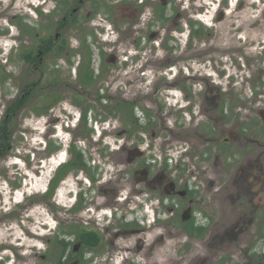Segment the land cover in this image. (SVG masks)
Returning <instances> with one entry per match:
<instances>
[{
  "label": "flooded vegetation",
  "instance_id": "af4514ba",
  "mask_svg": "<svg viewBox=\"0 0 264 264\" xmlns=\"http://www.w3.org/2000/svg\"><path fill=\"white\" fill-rule=\"evenodd\" d=\"M25 3L0 0V159L10 147L13 131L28 118L20 131L27 147L24 158L29 163L40 152L44 159L39 161L51 163L38 200L61 198L63 188L55 193L58 183L67 178L83 183L82 173L90 184L83 186L85 191H76L71 220L93 222L102 229L110 213L121 216L123 229L108 243L97 229L91 230L98 239L90 244L74 230L70 235L75 240H50L37 247L45 248L41 257L49 264H159L156 246L174 240L182 245L184 257L173 264H264L254 251L264 230V104L256 103L257 94L264 92V72L258 64L250 65L259 71L252 82L253 103L244 101L234 90V76H228V61L221 69L212 54L223 45L210 38L245 3L264 14V0ZM254 28L250 23L247 30ZM263 32L264 28L258 31ZM195 38L207 44L196 47ZM249 44H256L257 62L264 68V40ZM208 63L212 71L202 73ZM149 67L161 70L159 78L148 90L136 91L145 77L153 79ZM234 67L240 72L245 68ZM193 68L198 74H192ZM245 78L248 83L250 77ZM193 81L198 89H193ZM36 119L42 131L33 127ZM103 122L105 136H111L116 147L115 161H121L122 179L108 181L101 192L106 184H96L89 145H78L72 133L83 130V138L100 142L102 136L96 138L94 129ZM63 132L72 138L63 140ZM62 143L69 146L66 160L59 156L57 162ZM37 168L36 173L41 170ZM68 192L72 194V189ZM25 197L35 196L27 189ZM83 197L89 206L81 203ZM132 203L152 213L135 219L143 209ZM85 208L87 216L81 215ZM201 212L205 217L197 220ZM121 237L132 240H118ZM13 247L11 242L5 249L14 255ZM96 258L104 262L97 263ZM0 264H6L5 258L0 257Z\"/></svg>",
  "mask_w": 264,
  "mask_h": 264
},
{
  "label": "rangeland",
  "instance_id": "374dc122",
  "mask_svg": "<svg viewBox=\"0 0 264 264\" xmlns=\"http://www.w3.org/2000/svg\"><path fill=\"white\" fill-rule=\"evenodd\" d=\"M18 1H22V3L25 2V0ZM27 2L28 0H26V3ZM245 6L246 7L240 11H237L236 9L233 10L229 17L224 19L218 25L219 28L212 32L213 35L210 38H214V40H216L217 42L218 40H220L221 45H223L221 47L222 50H214L212 53L215 55V59H217V67L222 69V63L225 64V60L228 61V63L226 64L228 65V76L233 75L235 78L233 84L234 90L244 101L248 99L250 104H252V82L256 83L257 81L259 67L252 69L250 68V65L258 64L261 67L262 72H264V68H262L261 64L257 62L258 57L256 54V44L251 46L249 42H251V40H254V42L257 43L260 40H264V32L261 34L258 33L259 30L264 28V14L256 9L251 3H245ZM238 22L242 25H240ZM250 23L255 24V28L252 31L249 30L248 32L247 28L248 24ZM238 25H240L241 27L235 29ZM222 34H224V37H222ZM229 39H232L233 41L232 46L228 45ZM193 42L196 47H203L205 44H207L204 39L202 41H198L195 38ZM226 48H229L228 51H230L226 52ZM231 55H233V57H236L237 59H229L231 58ZM202 57L204 56L198 58ZM230 60H233V62L235 63L234 66L243 64L245 68L242 70V72H240V67H230ZM195 62H200V60H195ZM204 63H206L205 60ZM153 68L154 67H149L148 69L152 70ZM192 70L193 75L195 74V72L198 74V71L196 69L193 68ZM211 71L212 69L210 68V63L206 64V66L205 64L203 65L202 73H210ZM152 72L153 73H151V75L154 74V76L151 82L149 81V79H147V77H145L143 81H141L140 79L139 81H141V83L136 84V91L143 89L146 91L147 87L151 85L153 81L159 78L161 70L156 68L155 70H152ZM246 75L250 77L248 83L247 78H245ZM212 77L217 80L219 78V75L217 73H212ZM196 83V81H193L192 87L195 86L193 89L199 88V85H195ZM166 89L167 88L165 87L163 88V90ZM257 97V106L261 107L262 104H264V92L257 94ZM62 118L65 119V116H62ZM28 123V118L22 119L21 126L18 127L16 131H13V134L11 135L9 141L10 147L6 149L5 156L0 159V257L5 258L6 264H49L47 259L44 260L40 255L41 252H45V248L41 251L40 249H37V247L46 245L47 242H50V240H56V237L60 239L63 236L60 232L61 229L66 230L70 228L79 232V234L81 231L89 232L91 230L97 229L99 235L106 243L114 241L111 240L114 234H117L116 237L118 238V235L123 232V229L121 226L122 220L118 219L117 217H113L112 219H110L109 222L114 225V227H112L111 229L109 222L107 224H104L105 226H102L101 229L96 228L95 225H92L93 222L84 224L79 218L77 219L76 216L75 221L71 220L69 209L72 206H75L74 195L76 194V191L79 190V188L83 191L86 190V187H83L85 186L86 179L84 174L82 173H80L79 177L80 180H83V183L77 181L78 179L73 180L67 177V179H64L63 182L58 183L55 193L60 194V189L63 188L64 195L61 196V198L54 194L55 196L49 198L46 203L38 200V194H40V190L44 188L45 182H47V180L49 179L50 172L48 173L47 167H50L51 163L49 164L48 160L39 161L40 158L44 159V157H42V153L40 152L38 153V155H36L37 158L35 159L32 155L31 160L29 159V163H27L26 159L24 158L25 149L27 147L25 146V138L20 131L25 130L24 126H26ZM99 125L100 124L95 125L94 135L96 138L102 136L100 142H94L89 137L83 138V130L75 131V133L73 132L72 135L76 136V139L79 142L78 145L83 147L87 144L89 145V152L91 153V165L92 167H97V174H95V177L98 181L96 184H106V186L100 190L101 192H103V190L107 186H109L108 181L113 179L114 181L122 179L120 176L122 166L120 164L121 161H115V152H113V150H116V147L113 146V140L111 136L107 137L103 132V126L105 125V123L103 122L101 126ZM33 127L38 128V130L42 131L41 121L38 122L36 119V124L34 123ZM32 132L33 135L35 132ZM91 134H88L87 136ZM192 134H194V131L191 132V135ZM36 136L39 137V133H37ZM59 136L60 135L58 133V137H55L57 142H59ZM70 137L72 138L71 134H64V132L60 136V138L66 141ZM39 140L40 139L38 138V140H33L32 142L35 143ZM63 148H61L60 151H62ZM60 151L58 152V156L56 157L57 162L59 161L58 157H62V155L65 162L66 155L65 153H60ZM109 153L112 154L110 155ZM159 159H161V157ZM39 165H41V167H39ZM36 166L38 167L37 169L41 168L40 172L36 173L33 170L36 168ZM202 168H205L203 164ZM112 183L113 182H111V184ZM201 184L207 185L208 181L202 180ZM27 189L28 193L35 196L30 199L33 200L36 198V201L30 203V199H27L25 197ZM71 189L72 194H69L68 191ZM37 191L39 192L37 193ZM132 197L134 199H137L135 196ZM61 199H63L62 202ZM84 199L85 198L83 197L82 200H80L81 203L89 206L90 202L85 201ZM83 200L84 202H82ZM131 205H136V203H132ZM88 208L92 209V207ZM89 209L85 208L84 211H82L81 215L85 214V216H87L86 214L88 213ZM43 222H49L50 225L44 226ZM74 225L78 226V228H76V226ZM107 226H109V229L106 230L105 228H107ZM263 233L264 230L261 232V234ZM131 237L136 238L137 234H133ZM40 240H42V243H40ZM118 240L132 239L130 237H121ZM11 242L14 243V255L12 252H9V250L7 251L5 249ZM18 246H21L22 248ZM155 249H157L155 250V252L158 253L159 261H157L159 264H169L171 262L173 264L184 257V250L182 245L177 244L174 240H167L165 244L164 242H161L156 246ZM10 254L12 255L11 258H6V256ZM96 261L97 263L104 262L101 258H96Z\"/></svg>",
  "mask_w": 264,
  "mask_h": 264
},
{
  "label": "clouds",
  "instance_id": "9594fccd",
  "mask_svg": "<svg viewBox=\"0 0 264 264\" xmlns=\"http://www.w3.org/2000/svg\"><path fill=\"white\" fill-rule=\"evenodd\" d=\"M95 130V129H94ZM79 143V142H77ZM72 144V143H71ZM64 147V148H63ZM61 148H63V153H66V150H68L69 146L68 145H64L63 143L61 144ZM63 156V155H62ZM161 160L158 158V161ZM157 161V162H158ZM165 162H168L169 164L171 163L169 160H164ZM97 174V173H96ZM90 184V181L86 179V183L85 184ZM133 206V205H131ZM134 207H138V208H141L143 209V207L141 206H138V205H135ZM133 208V207H132ZM148 213H152L149 209H143V211H138V214H136L134 216L135 219H137L138 216H140L141 218L143 216H148ZM149 214V216H150ZM107 217L112 219L113 217H117L118 219L121 220V216L120 215H113V214H110V213H106ZM196 217H197V220H203L205 215L204 213L201 212L196 214ZM75 226V225H74ZM61 240H75L73 239V236L70 235V234H64L63 233V236L60 238ZM254 251L257 252V254L262 258L264 259V233L263 234H260L258 235L257 237V240H256V243H255V246H254Z\"/></svg>",
  "mask_w": 264,
  "mask_h": 264
},
{
  "label": "trees",
  "instance_id": "16d2710c",
  "mask_svg": "<svg viewBox=\"0 0 264 264\" xmlns=\"http://www.w3.org/2000/svg\"><path fill=\"white\" fill-rule=\"evenodd\" d=\"M84 165V163L82 162V160L81 159H79V166L80 167H82ZM65 168H63V170H64ZM65 171H66V169L63 171V173L60 175V177H62V176H64V174H65ZM76 228H78V226H76ZM73 231L74 230H72V229H70V228H68V229H66V230H60V232L63 234H72L73 233ZM80 237H81V240H83L84 241V243H95L96 241H97V239H98V236L97 235H95V234H91L90 232H87V231H81L80 232V235H79ZM56 240H61V239H59L58 237H56Z\"/></svg>",
  "mask_w": 264,
  "mask_h": 264
}]
</instances>
